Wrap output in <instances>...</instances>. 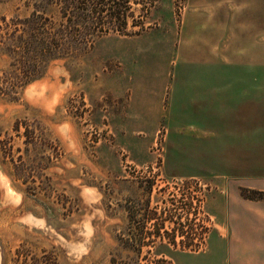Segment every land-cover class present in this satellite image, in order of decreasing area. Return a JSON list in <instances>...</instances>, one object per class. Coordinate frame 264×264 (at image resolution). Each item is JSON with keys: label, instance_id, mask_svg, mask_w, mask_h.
Instances as JSON below:
<instances>
[{"label": "rangeland", "instance_id": "rangeland-1", "mask_svg": "<svg viewBox=\"0 0 264 264\" xmlns=\"http://www.w3.org/2000/svg\"><path fill=\"white\" fill-rule=\"evenodd\" d=\"M26 1L0 0L1 41ZM104 1L72 23L107 31L16 93L0 41V264L226 261L264 230V28L241 37L203 0ZM62 6L41 20L68 24Z\"/></svg>", "mask_w": 264, "mask_h": 264}, {"label": "trees", "instance_id": "trees-1", "mask_svg": "<svg viewBox=\"0 0 264 264\" xmlns=\"http://www.w3.org/2000/svg\"><path fill=\"white\" fill-rule=\"evenodd\" d=\"M30 1L33 6L30 16L24 18L22 26L15 27L4 41L0 40L6 52L19 56L9 63L17 71L12 74V79L9 81V89L13 93H16L15 89L20 85L40 78L49 60L67 57L80 47L85 50L96 37L107 31L97 26L81 29L72 23L75 20L85 21L94 14H100L106 4L104 0H27L26 2ZM59 1L63 4L62 16H67L69 23L59 26L46 25L43 21L48 17H44L43 13ZM113 16L119 19L121 14H113ZM114 30L122 31L121 28Z\"/></svg>", "mask_w": 264, "mask_h": 264}, {"label": "crops", "instance_id": "crops-1", "mask_svg": "<svg viewBox=\"0 0 264 264\" xmlns=\"http://www.w3.org/2000/svg\"><path fill=\"white\" fill-rule=\"evenodd\" d=\"M204 2H213L214 10L220 6V12L228 14L233 13V24H228V20H225L222 27H235L236 29L243 30L240 36L243 37L246 29L252 28H264V0H203ZM258 24H253V23ZM242 77L243 74H238ZM264 210V204L260 205ZM264 220L262 221V225ZM241 226V225H239ZM264 227V225H263ZM249 226L247 222L242 225L239 230H236L238 235L241 234L243 229H247L249 232ZM220 250H224L226 254L223 258H227L226 261H220L217 263L200 262L197 264H264V230H253L251 232V244L248 246L239 244H227L222 245ZM251 256H248V255ZM249 257V258H248Z\"/></svg>", "mask_w": 264, "mask_h": 264}]
</instances>
